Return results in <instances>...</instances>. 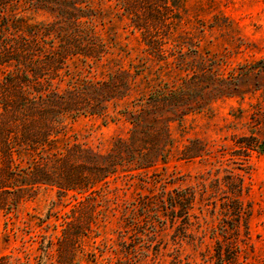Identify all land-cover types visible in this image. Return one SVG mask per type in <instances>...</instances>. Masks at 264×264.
<instances>
[{
	"label": "rangeland",
	"instance_id": "rangeland-1",
	"mask_svg": "<svg viewBox=\"0 0 264 264\" xmlns=\"http://www.w3.org/2000/svg\"><path fill=\"white\" fill-rule=\"evenodd\" d=\"M175 1L162 14L139 8L148 14L150 35L164 44V55L153 56L122 7L92 0L113 54L94 67L74 59L66 83L122 69L139 74L137 95L148 85L177 87L199 75L193 112L170 125L165 163L144 173L124 167L102 187L96 218L85 213L92 224L81 228L74 264H264V0ZM233 92L239 96H226ZM125 106H112L107 118H67L61 144L109 152L132 128L121 114ZM187 146L199 156L184 159ZM77 202L47 188L0 212V259L58 264L55 247Z\"/></svg>",
	"mask_w": 264,
	"mask_h": 264
},
{
	"label": "trees",
	"instance_id": "trees-1",
	"mask_svg": "<svg viewBox=\"0 0 264 264\" xmlns=\"http://www.w3.org/2000/svg\"><path fill=\"white\" fill-rule=\"evenodd\" d=\"M99 1L122 7L134 29L141 32L147 51L164 55L162 39L150 35L148 14L139 8L153 7V14H162L177 6L175 0ZM91 3L0 0V212L10 205L16 209L47 188L57 189L60 198L71 195L77 200L55 247L58 264H74V244L84 235L81 228L89 230L92 224L85 220V213L96 218L93 202L102 187L124 167L144 173L165 163L166 153L173 147L170 125L193 112L188 106L198 88L199 74L193 73L177 87L148 85L135 95L139 74L122 69L100 80L71 79L66 83L74 59L94 67L113 54L114 41L98 31L102 14ZM27 14L49 15L51 20L32 22ZM123 102L126 106L121 114L132 128L109 152L61 144L67 118H107L111 107ZM260 148L264 151V143ZM182 154L184 159L199 156L190 146ZM11 260L12 256L5 255L0 264H13Z\"/></svg>",
	"mask_w": 264,
	"mask_h": 264
}]
</instances>
